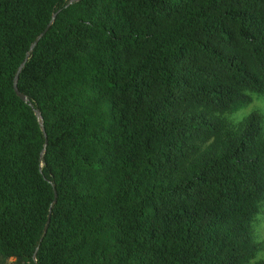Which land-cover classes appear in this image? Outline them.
<instances>
[{"label": "trees", "instance_id": "obj_1", "mask_svg": "<svg viewBox=\"0 0 264 264\" xmlns=\"http://www.w3.org/2000/svg\"><path fill=\"white\" fill-rule=\"evenodd\" d=\"M71 1L0 0V264H250L264 0Z\"/></svg>", "mask_w": 264, "mask_h": 264}, {"label": "rangeland", "instance_id": "obj_2", "mask_svg": "<svg viewBox=\"0 0 264 264\" xmlns=\"http://www.w3.org/2000/svg\"><path fill=\"white\" fill-rule=\"evenodd\" d=\"M253 106L256 111L260 112L264 116V111L261 110V106H264V94L259 95L258 97L254 95L253 101L250 104L244 105L236 111L226 114L224 118L226 119L227 125L229 128L237 129L239 128L244 121L238 126H234L230 121V117L233 116L238 110L248 109L249 106ZM253 228L255 232V239L257 244L259 245L255 258L250 262V264H254L257 261H264V202L262 203L260 212L256 215L253 221Z\"/></svg>", "mask_w": 264, "mask_h": 264}, {"label": "clouds", "instance_id": "obj_3", "mask_svg": "<svg viewBox=\"0 0 264 264\" xmlns=\"http://www.w3.org/2000/svg\"><path fill=\"white\" fill-rule=\"evenodd\" d=\"M255 95L258 97L260 94L257 93ZM261 110L264 111V106H261ZM254 111H256V109L253 106L250 105L248 107V109L238 110L229 119H230L231 123H233L234 126H238L243 121H245L247 118H249L253 114Z\"/></svg>", "mask_w": 264, "mask_h": 264}, {"label": "water", "instance_id": "obj_4", "mask_svg": "<svg viewBox=\"0 0 264 264\" xmlns=\"http://www.w3.org/2000/svg\"><path fill=\"white\" fill-rule=\"evenodd\" d=\"M78 1H81V0H72L71 3H73V2H78ZM49 27H50V25H49V26L47 27V29L43 32V34L41 35V37H42V36L48 31ZM39 40H40V38L36 41V43H38ZM25 64H26V62H24V63L21 65V67H20V69H19V71H18V73H17V75H16L15 89H16L17 93L20 95V97H21L23 100L28 101V98H27L24 94H22V93L19 91V89H18V83H17L18 80H19L20 73H21L22 69L24 68ZM38 115H39V114H38ZM50 219H51V215H49V220H48V224H47L46 230L48 229V226H49V223H50Z\"/></svg>", "mask_w": 264, "mask_h": 264}]
</instances>
